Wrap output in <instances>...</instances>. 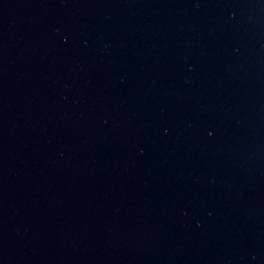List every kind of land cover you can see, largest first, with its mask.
I'll use <instances>...</instances> for the list:
<instances>
[{"label":"water","instance_id":"1","mask_svg":"<svg viewBox=\"0 0 264 264\" xmlns=\"http://www.w3.org/2000/svg\"><path fill=\"white\" fill-rule=\"evenodd\" d=\"M0 264H264V0H0Z\"/></svg>","mask_w":264,"mask_h":264}]
</instances>
